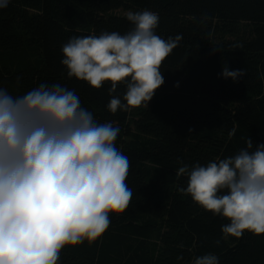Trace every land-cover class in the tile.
<instances>
[{"label":"trees","instance_id":"1","mask_svg":"<svg viewBox=\"0 0 264 264\" xmlns=\"http://www.w3.org/2000/svg\"><path fill=\"white\" fill-rule=\"evenodd\" d=\"M130 10L157 13L155 33L182 39L148 107L112 113L110 82L95 89L69 78L61 49L74 36L131 31ZM225 65L245 75L225 79ZM41 83L74 89L98 123L119 126L115 146L128 158L132 190L106 232L65 247L58 264H192L208 253L219 264H264V234L224 237L230 221L182 193L187 175H177L181 162L206 166L248 138L253 150L264 144V0H9L0 8V88L18 96ZM125 92L121 83L114 95Z\"/></svg>","mask_w":264,"mask_h":264},{"label":"clouds","instance_id":"2","mask_svg":"<svg viewBox=\"0 0 264 264\" xmlns=\"http://www.w3.org/2000/svg\"><path fill=\"white\" fill-rule=\"evenodd\" d=\"M8 3L0 0V8ZM126 18L134 27L125 34L74 36L61 49L69 78L95 89L110 82L112 113L148 107L164 83L161 65L182 39L158 36L153 11L130 10ZM221 75L237 81L245 70L225 65ZM121 83L122 99L114 95ZM119 133L113 122L98 123L75 90L59 83L18 96L0 88V264H58L65 247L95 242L108 229L109 214L128 208L129 161L115 146ZM181 164L177 175L188 182L180 191L230 221L224 237L264 234V144L253 150L248 138L233 156L206 166ZM192 264L219 260L208 253Z\"/></svg>","mask_w":264,"mask_h":264}]
</instances>
